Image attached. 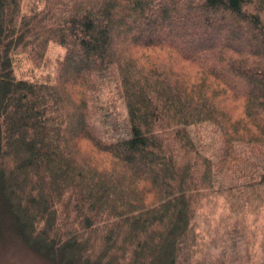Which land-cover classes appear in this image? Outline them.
Listing matches in <instances>:
<instances>
[{"label": "trees", "instance_id": "obj_1", "mask_svg": "<svg viewBox=\"0 0 264 264\" xmlns=\"http://www.w3.org/2000/svg\"><path fill=\"white\" fill-rule=\"evenodd\" d=\"M51 41L54 76L18 77ZM109 86L129 130L106 138ZM219 198L264 200V0H0V199L25 241L59 264H178Z\"/></svg>", "mask_w": 264, "mask_h": 264}, {"label": "rangeland", "instance_id": "obj_2", "mask_svg": "<svg viewBox=\"0 0 264 264\" xmlns=\"http://www.w3.org/2000/svg\"><path fill=\"white\" fill-rule=\"evenodd\" d=\"M26 1L31 4L36 0ZM213 38L218 40L220 36L215 35ZM65 51L64 46L51 41L45 59L40 63L32 62L23 53L15 55L14 70L18 77L26 79L52 77L54 75L49 74L54 72L57 59ZM109 89L110 86L103 93L104 105L97 104L93 114L95 129L106 138L125 134L129 130L126 104L122 98L112 96H120L115 87H112V92ZM107 107L108 115L105 114ZM191 129L197 143L209 144L212 148L217 144V133L211 123L193 125ZM242 211L233 213L220 198L216 203L204 202L195 217L200 233L199 252L197 256L189 258L186 250L181 248L178 264H264V200L257 208L255 206L246 211L242 208ZM8 214V209L0 199V264H59L58 260L25 241Z\"/></svg>", "mask_w": 264, "mask_h": 264}]
</instances>
